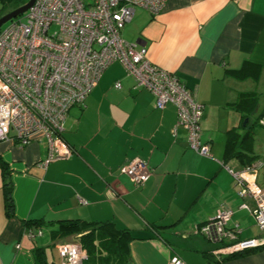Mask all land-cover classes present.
<instances>
[{"label": "crops", "instance_id": "obj_1", "mask_svg": "<svg viewBox=\"0 0 264 264\" xmlns=\"http://www.w3.org/2000/svg\"><path fill=\"white\" fill-rule=\"evenodd\" d=\"M121 38L143 46L152 64L195 92L211 156L189 147L173 103L155 108L154 96L135 88L121 63L112 62L83 105L67 112L62 138L73 149L70 157L43 166L48 147L41 137L23 146L0 141L13 204L8 214L0 167V264H61L58 245L85 246L91 228L100 238L113 228L128 232L123 264H168L175 254L185 264H264V245L216 259L212 251L222 243L200 232L218 211L229 210L228 226H238L239 240L264 236L254 201L239 196L242 186L228 171L261 162L257 184L264 168L253 126L264 105L247 117L233 107L240 94H257L264 72V0H167L157 14L135 8ZM244 66L249 74L259 67L257 77H239ZM229 138L241 157L226 152ZM133 159L150 171L140 186L119 171ZM35 221L42 234L32 240L27 227ZM74 221L79 225L56 232Z\"/></svg>", "mask_w": 264, "mask_h": 264}, {"label": "built area", "instance_id": "obj_2", "mask_svg": "<svg viewBox=\"0 0 264 264\" xmlns=\"http://www.w3.org/2000/svg\"><path fill=\"white\" fill-rule=\"evenodd\" d=\"M166 1L34 0L29 9L0 28V141L11 139L23 146L41 137L48 147L43 166L70 157L73 149L62 138L67 112L83 105L103 71L118 61L135 88L154 96L155 108L168 102L175 105L176 126L187 131L189 147L210 157V143L202 141L199 125L203 106L195 92L174 73L152 64L143 46L121 38L135 8L157 14ZM114 87L119 89L120 82ZM258 123L264 126V115ZM257 165L228 171L242 186L239 196L254 201L252 214L264 230V189L256 184ZM119 171L135 186L150 175L138 159L125 162ZM230 215L229 210H220L200 227L209 240L222 243L212 251L216 259L264 245V236L239 240L238 226H228ZM41 234V227L27 230L32 240ZM57 250L61 264H81L87 256L78 242L61 243ZM168 264L185 263L175 254Z\"/></svg>", "mask_w": 264, "mask_h": 264}, {"label": "trees", "instance_id": "obj_3", "mask_svg": "<svg viewBox=\"0 0 264 264\" xmlns=\"http://www.w3.org/2000/svg\"><path fill=\"white\" fill-rule=\"evenodd\" d=\"M24 3V2H23ZM248 66H244L241 70H238L237 74L240 77H245L248 75H253L257 77L258 72H259V67H257L254 71H252L249 74ZM258 100H257V94L256 93H251V92H245L240 94L238 97V100L233 103V107L238 110L242 116L247 117L249 116L252 112H254L256 106H257ZM264 115V113H261L260 115L257 116L255 119V122L253 123V126L259 125L258 120L259 117ZM249 137L245 138L244 140L250 139L251 136L253 135V130H251L248 133ZM225 150L228 154L231 155H236L238 157H241V152H238L235 150L236 147L233 146V140L231 138L228 139L226 145H225ZM234 147V148H233ZM0 167L4 171V178H3V191H4V198H5V203H6V212L8 214L12 213V198H11V184L8 179L5 178V173H6V167L5 165L0 161ZM79 225L77 221L74 222H63L60 224L59 229L56 232H60L63 227H68V226H77ZM107 225V224H104ZM109 225V224H108ZM35 226L41 227L42 223L41 221H35L32 223L28 224L27 230L34 228ZM42 229V228H41ZM90 233L87 235V237H91L90 241L88 244L82 243L84 249L86 250V259L82 261L81 264H84L88 262L90 259V262L94 264H123L124 261L126 260V254H127V243L131 239L130 236H128V232L126 230H119L116 228H113L110 233L108 234H101V238L98 237V234L94 231V228H91ZM36 239V238H35ZM34 240V239H33ZM97 240L96 243L100 244V247L95 246V241ZM102 245V248H101ZM101 248V249H99ZM97 250V252L93 253L92 250Z\"/></svg>", "mask_w": 264, "mask_h": 264}, {"label": "rangeland", "instance_id": "obj_4", "mask_svg": "<svg viewBox=\"0 0 264 264\" xmlns=\"http://www.w3.org/2000/svg\"><path fill=\"white\" fill-rule=\"evenodd\" d=\"M26 1L27 0H0V17L10 12L11 10L21 6ZM9 22L10 21L4 23L1 28L5 27ZM255 91L257 92L258 103L261 106L264 105V72H262L260 76V81ZM254 139L256 148L258 149V153H260V155L262 156L261 159H264V126H254ZM257 184L261 185L260 187L264 188V168L260 170L257 178Z\"/></svg>", "mask_w": 264, "mask_h": 264}, {"label": "water", "instance_id": "obj_5", "mask_svg": "<svg viewBox=\"0 0 264 264\" xmlns=\"http://www.w3.org/2000/svg\"><path fill=\"white\" fill-rule=\"evenodd\" d=\"M33 2H34V0H27L21 6L13 9L10 12L1 16L0 17V28L4 23H6V22L16 18L17 16L21 15L22 13H24L27 9H29V7L32 5Z\"/></svg>", "mask_w": 264, "mask_h": 264}]
</instances>
